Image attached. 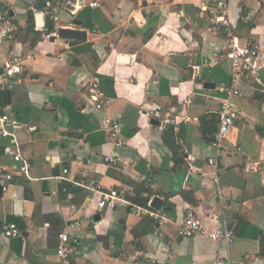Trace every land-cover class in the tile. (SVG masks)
Wrapping results in <instances>:
<instances>
[{
    "label": "crops",
    "instance_id": "0c3cea01",
    "mask_svg": "<svg viewBox=\"0 0 264 264\" xmlns=\"http://www.w3.org/2000/svg\"><path fill=\"white\" fill-rule=\"evenodd\" d=\"M46 1L0 0L16 27L0 42V76L7 62L23 60L22 71L0 81V115L21 124L14 132L30 164L29 176L18 174L16 140L0 138V264H264V67L255 83L233 82L229 38L211 12L217 0H72L80 8H60L61 28L86 37H60V28L54 39L44 37L52 21L38 20ZM228 16L242 43L264 44V0H229ZM92 82L109 101L102 108L89 96ZM233 87L240 114L218 151L213 131ZM154 108L170 114L176 152ZM107 119L121 124V148ZM109 154L115 164L105 162ZM251 161L260 171H245ZM64 182L74 188L62 191ZM96 184L148 204L159 196L169 221L125 203L100 208ZM189 208L234 241L183 236ZM6 224L20 233L8 237ZM61 234L70 237L69 262L57 253Z\"/></svg>",
    "mask_w": 264,
    "mask_h": 264
},
{
    "label": "built area",
    "instance_id": "2783aa9c",
    "mask_svg": "<svg viewBox=\"0 0 264 264\" xmlns=\"http://www.w3.org/2000/svg\"><path fill=\"white\" fill-rule=\"evenodd\" d=\"M228 3L229 0H217V4L212 9V15L215 21L219 24V28L227 35L229 38V43L227 46L226 57L230 60L232 64V79L236 82L240 77H246L251 83H255L259 80V74L264 67V44L261 43H242L240 38L234 33L232 25L228 16ZM92 6H96L97 3H92ZM60 8L67 9L71 13L75 14L80 5L73 3L72 0H47L41 13L45 18H48L53 22L54 29L49 33H44V37L50 38L57 35L58 30L62 27L60 21L61 16L59 14ZM0 42L4 38H12L16 31L15 25L11 22L8 11L0 5ZM23 70V60L21 58H13L5 65L4 74L0 76V81L4 84L8 78L13 77L17 71ZM89 96L92 101L95 102L97 108H102L109 101L104 100L101 97V93L98 90V85L96 83L91 84L88 88ZM240 94L239 90L233 87L226 98H224L219 106V124L216 132L214 133L212 146L220 151L225 148V141L230 132L231 127L234 125L236 119L240 114V109L237 107L234 96ZM152 115L160 120L159 129L164 130L168 124L173 122L168 112H164L159 108H154L152 110ZM21 127V124L16 120L11 118L10 115L4 114L0 115V138L3 137H13L16 140V146L13 148L12 155L15 161L19 162V172L18 174H24L29 176L30 174V164L25 160L19 150L16 134L14 130ZM11 128V129H10ZM29 130L34 132L38 131L37 125H32ZM105 131L109 136L110 140L116 148H121L124 146V140L121 136V124L117 120L107 119ZM105 162L109 164H115L118 161L116 155H106L104 158ZM210 163H214L213 159L209 160ZM262 168L260 162L251 161L248 166L245 167L246 172L250 171H260ZM65 173L68 172L67 169L64 170ZM12 174H6L4 177L10 180ZM92 192H97L100 194V200L98 201V206L103 207H115L118 203H125L133 205L136 209V215L140 216L142 214H148L153 218L157 219L161 224L169 221L168 215L160 209L154 208L151 203L147 205H139L131 202L124 191L117 189H104L101 184H96L91 188ZM5 234L10 236H17L20 230L15 224H6L3 227ZM181 234L186 237H196V236H207L212 241L226 240L228 242L234 241V235L232 231L216 229H208L201 220L196 216L194 209L189 208L182 221ZM70 241L68 234H61L60 241L57 248L58 255L69 262L70 252L66 245ZM150 264H170L167 261H160L156 258L150 260ZM218 264H232L229 259L219 258Z\"/></svg>",
    "mask_w": 264,
    "mask_h": 264
},
{
    "label": "water",
    "instance_id": "95a60500",
    "mask_svg": "<svg viewBox=\"0 0 264 264\" xmlns=\"http://www.w3.org/2000/svg\"><path fill=\"white\" fill-rule=\"evenodd\" d=\"M38 18V20L41 21V26H44V16L41 14V16H39ZM75 24L80 25L81 22L77 20L75 21ZM59 36L63 38H85L86 33L84 31L61 28L59 30ZM51 39H54V37H51ZM172 59L180 66H184L189 63V56L185 54H173ZM162 204L163 200L159 196H155L151 201V205L156 209H160Z\"/></svg>",
    "mask_w": 264,
    "mask_h": 264
},
{
    "label": "trees",
    "instance_id": "16d2710c",
    "mask_svg": "<svg viewBox=\"0 0 264 264\" xmlns=\"http://www.w3.org/2000/svg\"><path fill=\"white\" fill-rule=\"evenodd\" d=\"M53 29V22H49L47 23V28H46V33H49L51 30ZM215 130L213 131V135L215 133ZM166 131V134L168 135V137H166V142L168 144V146L170 148H172L173 152H176L177 150H179V145L177 143V138L174 132V125H167L166 128L163 130ZM204 132L206 133V130L204 129ZM212 132V131H211ZM74 188V186L68 182H64L61 186L62 191H70ZM141 191V190H140ZM143 191V190H142ZM132 202L135 204H139V205H147L148 204V200L144 199V198H140V197H133L131 198ZM167 208H164V211L166 212ZM167 213V212H166Z\"/></svg>",
    "mask_w": 264,
    "mask_h": 264
}]
</instances>
